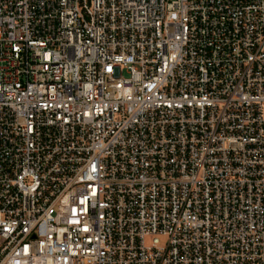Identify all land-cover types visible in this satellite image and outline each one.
<instances>
[{"label":"built area","instance_id":"built-area-1","mask_svg":"<svg viewBox=\"0 0 264 264\" xmlns=\"http://www.w3.org/2000/svg\"><path fill=\"white\" fill-rule=\"evenodd\" d=\"M0 264H264V0H0Z\"/></svg>","mask_w":264,"mask_h":264}]
</instances>
